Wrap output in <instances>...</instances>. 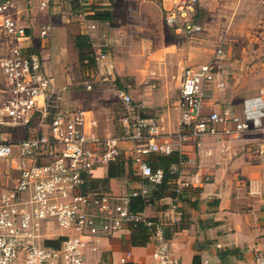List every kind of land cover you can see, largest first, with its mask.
I'll return each mask as SVG.
<instances>
[{
	"label": "built area",
	"instance_id": "built-area-1",
	"mask_svg": "<svg viewBox=\"0 0 264 264\" xmlns=\"http://www.w3.org/2000/svg\"><path fill=\"white\" fill-rule=\"evenodd\" d=\"M13 9L12 0H0V27L16 40L11 52L0 59L7 83L0 109V173L1 167L7 168L6 183L0 176V264H83L90 243L97 251L100 237L139 223L151 229V240L157 243L151 264H182L172 254L164 234V228L171 224L168 214L178 212L175 201L185 189L208 182L209 177L195 171L190 178L176 180L175 196L169 197V207L161 218H148L144 212L130 209L131 196H149V186L140 183L125 195H115L92 190L88 179L94 170L122 158L124 143H131L125 154L137 174L152 185L163 181L164 170H155L149 156L171 154L173 138L183 141L194 137L201 146L204 138L212 137L226 152L230 140L263 128V91L244 101L243 114L230 105L207 111L215 99L216 68L212 62L188 65L175 105L180 113L179 130L168 131L160 118L137 114L131 94L120 87L116 94L125 106L120 132L101 136L94 130L98 120L86 109L71 108L65 100L67 85L58 84L44 70L41 56L28 51L25 42L30 35L14 17ZM199 15L200 0H171L164 7L167 26L189 39L205 33ZM86 30L96 69L107 80L114 75L111 41L96 20H87ZM50 31L51 25H43L41 36L47 38ZM224 55L218 47L214 61ZM85 84L88 90L93 89V82ZM17 129H23V137H15ZM206 152L213 156L212 151ZM188 162L192 164L194 159ZM55 229L63 231L57 238H63L58 247L46 243ZM131 257L132 252H126L121 264H138ZM235 264H264V251Z\"/></svg>",
	"mask_w": 264,
	"mask_h": 264
},
{
	"label": "crops",
	"instance_id": "crops-1",
	"mask_svg": "<svg viewBox=\"0 0 264 264\" xmlns=\"http://www.w3.org/2000/svg\"><path fill=\"white\" fill-rule=\"evenodd\" d=\"M12 1L14 17L26 27L30 35V39L25 42L28 51L37 52L42 58L46 73L54 76L58 84L67 85L73 104L81 101L78 97L83 95V92L78 90L74 70L77 66L81 67L75 37L79 33L89 35L86 22L91 20L89 16L94 14L90 10L94 5L93 1L84 3L83 8L78 10L73 9V0ZM114 2L115 0L96 2V5L108 6L113 13L112 20L98 21L100 30L102 26L115 21L117 4L114 5ZM154 3L147 2L136 7L141 18L139 21L131 19L130 35L121 26L113 24V36H107L111 41L110 62L113 76L115 77L116 72L136 73L138 69V72L143 74L147 71V66H152L149 72L152 78L147 81L152 88L157 85V72L163 75L166 69H170L173 74L176 61L182 57L180 53L177 55L167 52L175 48L168 43L167 33L170 28L164 19V7L169 6L171 0H160L163 17L159 10L149 14V8L151 9ZM253 3L258 6L251 10ZM263 7L264 0H200V10L204 8L218 16L222 14L221 11H227L230 17L233 16L231 21L228 19L229 24L226 22L229 25L226 28L227 34L219 35L216 40L217 48H223L226 59L214 61L216 53L213 56L202 54L201 48L193 50L192 47L185 60L189 64L183 66V70L188 65L207 62H212L215 66V99L209 103L207 111L230 105L236 112L243 114L244 101L247 98L259 94L261 90L264 97V14L256 16L258 8L262 10ZM248 16L255 21L252 25L262 27L252 36L245 35L244 27L248 25ZM118 22L123 24L120 19L115 21ZM47 24L51 25V31L47 38H43L41 28ZM221 25H216L219 31L222 30ZM8 38L12 45L7 54L16 43L11 35H8ZM226 45L229 48L227 52ZM235 48L238 50L237 56L234 53ZM232 56H235V59H232ZM91 72L95 73L93 70L86 71L88 74ZM222 72L227 73V80L221 79ZM6 84L4 75V87ZM66 103L72 104L69 100H66ZM137 106L143 109L146 107L144 103ZM83 108L98 120V126L94 128L98 134L116 135L107 115L104 118L100 111ZM136 113L141 114L138 109ZM158 115L166 130H179L180 113L176 107L172 110L163 109ZM172 141L174 151H178L182 157L172 166L173 172L177 174L175 181L179 178H190L195 171L203 177H209L208 182L188 188L178 197L175 201L178 212L168 214V221L171 222L168 226L171 230L169 240L172 254L179 258L182 264H235L240 259H251L257 251H264V120L262 129L244 132L238 138L230 140V147L226 152L221 151L220 143L212 137L204 138L201 146L199 139L194 137L183 141L173 138ZM130 146L131 143L123 145L125 148ZM206 151H212L213 156L208 155ZM189 159H194V163H189ZM109 167L110 164L94 170L92 178L103 180L108 175ZM133 168L134 174L125 176L124 186L122 182L120 184L121 178H111L108 185L102 187L115 195L129 193L133 190L129 189L131 185L134 189L138 188L140 182L139 178H135L138 174L134 165ZM169 197H163L147 206L145 216L161 218L169 207ZM132 235L131 227H126L112 236L100 237L96 241L97 251L92 248V243L88 246L83 264H121V257L128 251L132 252L131 261L151 264L157 243L150 240L145 245H136L132 241Z\"/></svg>",
	"mask_w": 264,
	"mask_h": 264
},
{
	"label": "rangeland",
	"instance_id": "rangeland-1",
	"mask_svg": "<svg viewBox=\"0 0 264 264\" xmlns=\"http://www.w3.org/2000/svg\"><path fill=\"white\" fill-rule=\"evenodd\" d=\"M147 2L155 4L151 7V9L149 8V14L158 12V10L160 11V5H159L160 0H115L114 5L117 4V6L115 7L116 19L118 21L119 19L120 21L122 20L123 24H120L119 22H118L119 24L115 23V21H117L115 19L113 23L102 26L101 31L105 32L107 36H113L111 27L114 24L121 26L124 29V31H127L126 33L130 35V32L132 31L131 19L133 20L138 19L139 21V18H141V14L137 13L138 11L136 10V7L147 4ZM257 6L258 5L256 3H253L251 5V10L257 8ZM225 12L221 11L222 14L218 16V15H214L211 11L201 8L199 20L204 25L205 33L204 35H202V37L199 38L189 39L182 35H177L173 30H171V28L168 29L169 30L167 33L168 43L170 42L171 44L170 46L174 45L175 48L170 50L167 49L168 50L167 52L172 54L180 53L182 57L181 59L176 61L175 71L173 74H172L173 70L170 71V69H166V73L163 75L157 72L156 75L158 77V80H155L157 82L155 88L150 87V83H147V81L152 78V75L149 73L152 70V66L151 67L147 66L148 69L145 68L147 71L143 72V74L138 72L139 69L136 73H131L128 71L124 74H121L119 72H116L115 77L110 76L108 77L107 80L105 79L106 78L105 76L100 75L99 69L98 71H96L97 70L96 65L92 69L93 72H95L94 74L92 72L88 74L86 73V71H83L81 67L77 66L74 69L76 82L78 83V90L83 92V95L80 94V97H78V99L81 98L80 99L81 101L79 102L77 101L76 104H73L74 101L72 95L69 93L68 90L66 94V98H67L66 100L67 101L69 100L72 103V104L70 103L71 105L69 106L71 108H82V109H84L83 107H88L96 111H100L103 114L104 118L106 117L105 115H107L108 116L107 119H110L111 121L113 133L116 135L120 132V122H119L120 117L125 113V106L123 102L120 100V98L117 96L116 88L122 87L125 90H127L128 93L131 94L133 98V105L137 107L136 109H138V111L142 115L158 117L159 116L158 113L163 109L166 110L175 109L176 101L179 96V86L181 82L180 75L182 73L183 66L189 64L185 62L186 58L188 57L187 53L191 51L192 47L193 50H195V48L197 49L201 48L202 54L207 53L208 55L213 56V54L216 53L215 50H217V45H218L216 43V40L219 37V35L221 36L222 34L224 35L227 34L226 28H228L229 25H227L226 22H228V19L229 21L233 19V16L230 17L229 12L227 11ZM160 13H161V17H163L162 16L163 12L160 11ZM259 14L261 15L264 14V7L262 10H259L258 8L256 16H258ZM248 18H249V20H247L248 25L244 27V29L246 30L245 35L252 36L253 33H257V30L262 29V27L257 25L256 26L252 25L255 23L254 19L250 16H248ZM218 23L222 24L221 31H219L220 29L216 27ZM134 28L137 29L139 27L135 26ZM240 29L241 27H239V30ZM239 33L241 34V32ZM165 42L166 44H168L167 41ZM11 45H12V41H9L7 33L0 27V59L7 54L8 49L11 47ZM167 46H165V48ZM225 50L226 52L229 50L227 45L225 46ZM230 50L233 51L232 48H230ZM201 51L199 50L198 52L200 53ZM234 53H236V56L238 55V50L236 48L234 50ZM225 59L226 58L223 57L222 59L219 60L224 61ZM232 59H235V56H232ZM161 60L163 61V59ZM220 71L223 70L220 69ZM161 75L162 78H164V80L160 78ZM220 76L221 79L227 80L226 72H222ZM86 82H93L94 85L92 90L87 89V86L85 84ZM5 88L6 87H4V74L0 65V109L2 108V105L6 98ZM141 103H144L146 105L144 109L137 106L140 105ZM16 134H17L15 136L16 138H21L24 136L25 133L23 129H17ZM124 149L125 150L123 153L124 155L123 157L125 159H128L125 154V151L128 150L127 148ZM1 168L2 171L0 173V176L3 182L6 183V176L4 175L7 168L6 167H1ZM121 182L123 183L124 186L125 177H122L120 179V184ZM101 188H102L101 191H105L104 187ZM129 189L131 190L134 189V186L131 185ZM121 195H125V193ZM60 234L61 232H58L57 230L55 233L48 234V237H50L48 239H57L58 237H60L58 236Z\"/></svg>",
	"mask_w": 264,
	"mask_h": 264
},
{
	"label": "trees",
	"instance_id": "trees-1",
	"mask_svg": "<svg viewBox=\"0 0 264 264\" xmlns=\"http://www.w3.org/2000/svg\"><path fill=\"white\" fill-rule=\"evenodd\" d=\"M89 1H93L94 5L90 10L94 12L93 15H90V19L97 21H110L113 18V13L109 7L96 5L98 0H73V9L78 10L83 8V4ZM75 46L79 54V62L81 69L83 71L92 70L96 65L94 57V49L92 46V41L90 35L86 33H79L75 37ZM181 155L178 151H173L169 155L155 154L152 153L149 156V162L156 170L162 168L164 170V179L159 184H149L146 179H142L140 176H135L139 178V182L149 186L151 188L150 195L145 197L143 195L131 196L130 198V209L134 212H144L147 206L156 203L158 200L166 196H175L173 188L175 186V179L177 174L172 170V166L179 162ZM134 168L131 159H125L124 157L120 158L118 161L111 163L108 175L103 180H94L92 176L88 179V185L92 190L101 191L102 186L108 185L111 178H122L125 176H132L134 174ZM187 189H185L178 197H180ZM105 191H108L105 188ZM133 230L132 241L136 245H145L151 240L152 231L144 223H139L136 227H131ZM170 227L166 226L164 228V234L167 239L171 237ZM63 238L56 240H46L47 245L58 247L61 244Z\"/></svg>",
	"mask_w": 264,
	"mask_h": 264
}]
</instances>
